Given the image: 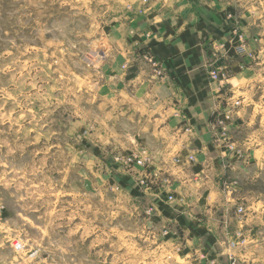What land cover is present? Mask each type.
Instances as JSON below:
<instances>
[{
  "label": "rangeland",
  "instance_id": "374dc122",
  "mask_svg": "<svg viewBox=\"0 0 264 264\" xmlns=\"http://www.w3.org/2000/svg\"><path fill=\"white\" fill-rule=\"evenodd\" d=\"M135 1L0 0V264H161L147 238L165 232L130 193L142 168L123 163L134 153L98 131L109 117L98 89L143 55L161 76L144 49L120 58L114 32L151 1L180 16L176 4L187 0ZM191 1L187 9L230 31L214 46L211 78H243L225 88L213 134L236 167L224 190L240 198L243 221L227 258L264 264V0Z\"/></svg>",
  "mask_w": 264,
  "mask_h": 264
},
{
  "label": "crops",
  "instance_id": "0c3cea01",
  "mask_svg": "<svg viewBox=\"0 0 264 264\" xmlns=\"http://www.w3.org/2000/svg\"><path fill=\"white\" fill-rule=\"evenodd\" d=\"M176 5L180 16L151 1L144 14L127 17L131 27L119 22L120 32L113 36L118 56L144 49L158 61L163 74H154L143 55L127 75L100 86L98 97L109 100V117L107 122L98 120V131L105 133L106 142L127 146L129 153L146 163L135 171L130 193L146 199L153 209L154 228L165 232L154 231L147 238L161 249V264H229L225 243L236 238L243 221L237 214L240 198L224 190L226 175L236 167L228 170L226 163L233 160H228L213 134L228 98L225 88L243 78H230L224 84L211 78L214 46L230 31L215 34L187 5ZM166 177L169 185L162 182ZM243 217L246 225L252 223L248 213ZM178 245L181 250L173 252Z\"/></svg>",
  "mask_w": 264,
  "mask_h": 264
},
{
  "label": "built area",
  "instance_id": "2783aa9c",
  "mask_svg": "<svg viewBox=\"0 0 264 264\" xmlns=\"http://www.w3.org/2000/svg\"><path fill=\"white\" fill-rule=\"evenodd\" d=\"M144 2H147V0H144ZM146 59L149 60L147 57H146ZM149 61L152 62V60H149ZM213 79L216 80L218 78H217V76H214ZM191 159H193V158H191ZM122 160H123V163H125L127 165L128 164H134V165H136V166H138L140 168L145 167V164H146L143 159H140L138 156H135V155L128 156L126 158L124 157V159L122 158ZM164 183L165 184H168L169 183V180L168 179H166V180L164 179ZM168 200L169 201H172L173 200V197L171 195H169L168 196Z\"/></svg>",
  "mask_w": 264,
  "mask_h": 264
},
{
  "label": "trees",
  "instance_id": "16d2710c",
  "mask_svg": "<svg viewBox=\"0 0 264 264\" xmlns=\"http://www.w3.org/2000/svg\"><path fill=\"white\" fill-rule=\"evenodd\" d=\"M213 27L214 28V33L215 34H220V33H222V29H226V26H224L223 28H221L220 26H217V25H215L212 21H210V22H208V27Z\"/></svg>",
  "mask_w": 264,
  "mask_h": 264
}]
</instances>
